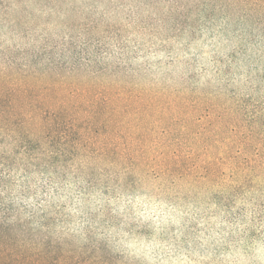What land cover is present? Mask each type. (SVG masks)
Masks as SVG:
<instances>
[{
  "label": "clouds",
  "instance_id": "obj_1",
  "mask_svg": "<svg viewBox=\"0 0 264 264\" xmlns=\"http://www.w3.org/2000/svg\"><path fill=\"white\" fill-rule=\"evenodd\" d=\"M0 264H264V0H0Z\"/></svg>",
  "mask_w": 264,
  "mask_h": 264
}]
</instances>
